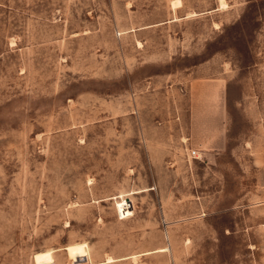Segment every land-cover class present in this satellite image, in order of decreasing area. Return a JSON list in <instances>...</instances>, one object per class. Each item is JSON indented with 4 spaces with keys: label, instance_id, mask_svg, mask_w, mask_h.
Here are the masks:
<instances>
[{
    "label": "rangeland",
    "instance_id": "obj_1",
    "mask_svg": "<svg viewBox=\"0 0 264 264\" xmlns=\"http://www.w3.org/2000/svg\"><path fill=\"white\" fill-rule=\"evenodd\" d=\"M0 264H264V0H0Z\"/></svg>",
    "mask_w": 264,
    "mask_h": 264
},
{
    "label": "built area",
    "instance_id": "obj_2",
    "mask_svg": "<svg viewBox=\"0 0 264 264\" xmlns=\"http://www.w3.org/2000/svg\"><path fill=\"white\" fill-rule=\"evenodd\" d=\"M187 155L188 157L192 158V159H196L197 158V151L194 149H187Z\"/></svg>",
    "mask_w": 264,
    "mask_h": 264
}]
</instances>
